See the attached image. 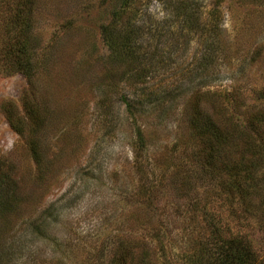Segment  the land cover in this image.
<instances>
[{"label": "rangeland", "instance_id": "obj_1", "mask_svg": "<svg viewBox=\"0 0 264 264\" xmlns=\"http://www.w3.org/2000/svg\"><path fill=\"white\" fill-rule=\"evenodd\" d=\"M16 3L0 0V56L8 60L13 59L14 33L19 32L8 5ZM196 3L205 22L218 23L223 30L211 73L201 69L203 38L181 32L173 18L166 20L161 4L144 0L135 24L143 25L141 52L155 56L150 84L170 88L172 96L166 107L128 118L120 99L139 87L124 74L126 65L110 67L100 35L114 0H38L32 37L40 41L32 82L21 71L0 65V166L17 186L8 189L5 202L13 204L0 216V264H107L121 244L138 239L155 264H187L189 239L197 238L200 226L185 218L198 200L232 231L245 229L264 252L257 223L234 222L226 199L215 197L216 187L192 190L185 198L175 189L180 182L174 184L176 171L189 179V166L198 168L182 107L191 89L214 96L213 104L225 105L227 99L219 94L235 91L239 103L264 107V0ZM32 87L36 92L31 99L46 109L45 168L31 156L28 135L14 132L1 109L12 101L21 110L22 98ZM152 181L164 184L149 209L147 186ZM208 193L215 201H204L212 199ZM6 247L11 248L7 253Z\"/></svg>", "mask_w": 264, "mask_h": 264}, {"label": "trees", "instance_id": "obj_2", "mask_svg": "<svg viewBox=\"0 0 264 264\" xmlns=\"http://www.w3.org/2000/svg\"><path fill=\"white\" fill-rule=\"evenodd\" d=\"M143 1L114 0L109 20L100 25V35L112 62L110 67H114L115 63L126 65L128 71L124 74L133 78L136 87H139L134 95H125L120 99L119 104L124 107V113L128 118L134 117L136 112L151 114V111L160 110L166 107L168 99L170 100L172 96L170 88L155 89L150 84L155 56L141 52L143 25L135 24L141 18L142 12L139 8ZM150 1L161 4L167 14L166 20L173 18L181 32L197 34L199 38H203L201 69L203 72L211 73L212 64L217 59L215 56L220 51L222 43L220 37L223 35V30L218 23L205 22L203 12L196 0H148ZM37 2L38 0H17L15 7L8 5V9L13 11V21L19 32L14 33L12 43L14 52L11 55L13 59L8 60L7 57L0 56V65L4 70H19L30 83L36 68L33 60L38 49L36 42L40 41L35 35L32 37V20L39 11ZM154 35L157 36L156 29ZM164 61L161 60L160 64L165 63ZM205 80L213 82L215 79ZM35 92L32 87V92L28 91L25 94L22 98L21 110L12 101L7 102L1 109L14 132L20 136L28 135L27 144L31 156L37 164L45 168L41 161H45V153L42 149L45 140L42 137L47 122L46 109L41 107L39 102L36 103L34 98L31 99V95ZM221 94L218 97L223 96L228 101L225 105L220 101L213 104L210 98L214 99V96L208 98L207 93H201L194 88L186 94L187 99L186 102L183 101L182 107L187 124L192 129L189 143L193 141L196 149L191 152V157L198 168L195 171L188 165L187 171L192 175L189 179L185 173L176 171L173 174L174 178H177L174 184H177V180L180 182L175 189L182 198H185L192 190L203 189L204 186L212 188L213 185L216 187L215 197L226 199L228 215L234 222L243 219L257 223L258 231L264 234V107L239 103L235 91L231 94L223 92ZM138 136L142 141L141 132H138ZM168 170L169 166L162 169L161 177L164 180ZM186 174L189 175L187 172ZM9 181L11 174L4 172L0 166V216L2 211L10 210V204H13L5 202L8 189L14 191L17 188L16 184H11ZM156 183L157 181L155 183L152 181L147 186L150 195L146 203L149 209L152 207V199L156 196L158 188L164 184L159 182L155 186ZM208 197L212 199L205 197L204 201L208 203L215 201L214 195L208 193ZM254 199L257 200L256 203H252ZM188 203L187 200V205ZM198 208H201L200 212H197ZM186 214L188 216L185 220L189 218L196 227L200 226V231L197 232L196 239H189L190 253L185 252V263L264 264V255H262L264 252L258 250L256 240L242 227L236 232L232 231L229 225L223 222L221 216L210 215L202 201L198 200L192 204ZM35 223L33 222V226L39 228L40 223ZM45 223L46 221L44 226ZM145 247V243L140 239L134 244L132 242L128 245L121 244L115 256L109 259L107 264H155L150 251ZM10 249L6 247L4 252L7 253ZM2 258L4 257H0Z\"/></svg>", "mask_w": 264, "mask_h": 264}]
</instances>
